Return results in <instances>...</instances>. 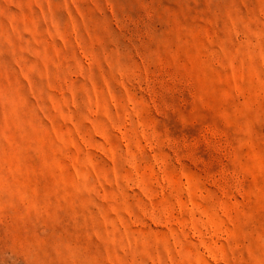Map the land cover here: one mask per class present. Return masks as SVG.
Listing matches in <instances>:
<instances>
[{"label":"rangeland","instance_id":"obj_1","mask_svg":"<svg viewBox=\"0 0 264 264\" xmlns=\"http://www.w3.org/2000/svg\"><path fill=\"white\" fill-rule=\"evenodd\" d=\"M0 264H264V0H0Z\"/></svg>","mask_w":264,"mask_h":264}]
</instances>
